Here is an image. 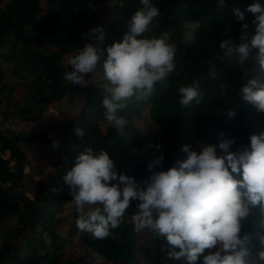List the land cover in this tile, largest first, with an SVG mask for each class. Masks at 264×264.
<instances>
[{
  "label": "trees",
  "instance_id": "1",
  "mask_svg": "<svg viewBox=\"0 0 264 264\" xmlns=\"http://www.w3.org/2000/svg\"><path fill=\"white\" fill-rule=\"evenodd\" d=\"M108 0H0V45L9 44L7 53H0V94L4 93L7 107L12 108V88L5 91V71L2 61H15V75L23 67L27 70L30 99L18 108L0 111V264H184V261L168 260L161 249L166 245L163 238L150 235V241L141 248L137 243L140 231L134 230L130 217L135 213V202L126 210L125 218L112 235L96 239L91 233L76 226L74 210L73 235L80 237L84 254L77 258H66L65 239L56 228L66 217H60L65 202H71L69 188L64 182L66 175L76 162V157L87 148L98 153L106 150L113 159L118 174L133 177L143 186L150 175L147 165L154 155H164L166 171L176 160L186 158L181 149L217 144L223 133L235 138L231 150L249 145L252 134L264 132V112L246 102L240 89L249 79L264 83V69L260 67L253 49L250 59L238 65L235 46L242 41V24L249 27V42L255 34L252 23L254 15L246 11L254 2L264 0H225L223 7L217 0H152L160 14L154 18L157 25L147 38H159L165 33L169 42L175 44V70L163 83L156 85L155 93L146 100L134 97L117 115L128 121L123 132H119L105 118L102 105L103 87L98 85H72L64 79L71 68L64 62L66 55L75 50V44L88 42L84 29L103 26L106 31L104 48L122 40L128 24L136 10L142 7L140 0H119L121 26L115 22L105 25L98 9ZM245 14V21H237L233 9ZM231 39V50L220 49L222 40ZM217 72L213 74V68ZM246 76V78H244ZM199 83L201 98L189 106L179 103L178 89L182 85ZM227 90L222 94L221 86ZM14 91V88H13ZM85 92L81 112L64 129L67 147L61 165L51 181L40 179L28 194L24 179L25 167L30 164L23 144L36 142L47 146L54 136L43 131H17L15 120L38 121L47 105L61 100L66 95L76 96ZM0 97V104L2 102ZM22 100V99H20ZM229 110L236 116L230 118ZM8 116L12 119L7 120ZM148 117L147 131L137 125L135 117ZM75 128L83 129L79 138ZM167 140H170L168 143ZM156 145H160L157 149ZM218 155L221 150L217 148ZM242 223L241 236L250 237V256L256 264H264L258 252L264 251V213L260 206L250 208ZM46 234L48 239L46 238ZM140 249L147 257L140 261Z\"/></svg>",
  "mask_w": 264,
  "mask_h": 264
},
{
  "label": "clouds",
  "instance_id": "2",
  "mask_svg": "<svg viewBox=\"0 0 264 264\" xmlns=\"http://www.w3.org/2000/svg\"><path fill=\"white\" fill-rule=\"evenodd\" d=\"M141 8L135 11L122 40L104 48L106 31L103 26L92 28L84 35L88 42L68 57L71 70L64 79L72 85H83L87 74L97 67L103 69L106 120L119 132L128 121L117 115L126 102L135 98L146 100L175 70L176 46L165 33L147 38L154 18L160 10L152 0H140ZM225 0H217L223 7ZM254 15L255 34L248 40V23L242 24L241 43L235 46L238 65L250 59L253 49L264 69V4L254 2L246 9ZM237 21H245L239 8L233 9ZM233 43L226 38L220 49L231 50ZM222 94L227 90L221 86ZM178 92L179 103L189 106L199 102V83L182 85ZM242 98L264 112V83L249 79L240 89ZM228 116H236L229 110ZM82 138L85 133L75 128ZM217 144H201L200 151L183 145L186 158L176 160L166 171L164 155H154L147 165L150 173L143 186L133 177L118 174L113 159L106 150L94 152L87 148L76 157L75 165L63 177L69 188L71 203L77 213L76 226L91 233L96 239L112 235L125 218L126 210L135 202L132 216L134 230H148L156 238H163L166 245L161 251L168 260L184 264H248L250 237L241 236L242 223L250 208L260 206L264 213V132L252 134L249 145L231 150L235 138L223 133ZM59 141L53 142L58 147ZM159 149L160 145H156ZM217 148L221 150L218 155ZM264 244V237L261 238ZM264 261V251L258 252Z\"/></svg>",
  "mask_w": 264,
  "mask_h": 264
},
{
  "label": "rangeland",
  "instance_id": "3",
  "mask_svg": "<svg viewBox=\"0 0 264 264\" xmlns=\"http://www.w3.org/2000/svg\"><path fill=\"white\" fill-rule=\"evenodd\" d=\"M120 6L119 0H108L107 4L103 7H95L98 9V15L102 18L104 24L107 26L112 22H115L116 26H121L120 13L118 8ZM157 24L153 22L150 25V31L147 32L148 37L152 35V29ZM90 30L88 28L84 29V34L88 33ZM86 36L84 35V38ZM85 42L75 44V50L70 54L66 55L64 62L67 65L68 57L75 53L76 49H80L84 46ZM9 51V44L4 42L0 45V53H7ZM15 61H2V67L5 71V77L3 85L5 86V91H11L12 88V108H18L20 104H24L30 99L29 90L25 84L29 83L27 77V70L21 68L18 75H15ZM217 67L213 68V74L217 72ZM246 78V76L244 77ZM106 81L103 79V69L102 67H97V69L91 73L87 74L84 80L85 85H98L103 86ZM14 88V91H13ZM5 93V92H4ZM4 93L0 94V97L3 99L0 104V111H9L10 107H7L5 103ZM22 99V100H20ZM85 102V92H82L76 96L66 95L61 100L50 103L47 105L43 117L35 122L32 121H23L20 119L15 120L13 128L17 131H33L39 130L45 132L47 135L54 136V140L49 143L47 146H42L39 143L32 142L23 144V149L26 151L30 164L25 167V172L27 173L24 183L26 188H28V194L31 195V191L35 186V182L43 179L45 181H51L56 175L57 169L61 165V158L64 155L65 149L67 147L66 140L69 141L70 136L64 137V129L66 126L79 115L82 110V107ZM12 119L8 116L7 120ZM135 122L143 130L147 131L150 124L152 123L151 119L146 116L144 117H135ZM154 126L155 123H152ZM59 141L58 147H53V142ZM169 143L170 140H167ZM211 144V143H210ZM196 148L200 149V146L196 145ZM75 210L74 205L71 202H65L62 210L59 212L60 217H66L63 224H59L56 228L63 235L65 239L69 241L65 244L66 258H77L79 255L84 254V248L80 245V237L78 235H73L72 230L74 221L73 211ZM132 220V217H130ZM1 234V228H0ZM46 238L48 236L46 234ZM150 241V235L146 234V230L140 231V234L137 236V243L141 248L145 247ZM2 240L0 239V244ZM140 261L145 259V251L140 249ZM248 259V264H256V260L251 258Z\"/></svg>",
  "mask_w": 264,
  "mask_h": 264
}]
</instances>
